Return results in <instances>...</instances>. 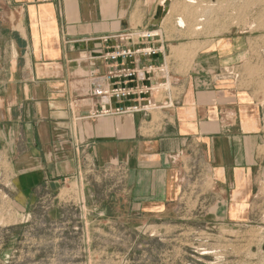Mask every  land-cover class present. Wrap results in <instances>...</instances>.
Masks as SVG:
<instances>
[{"label":"crops","instance_id":"obj_1","mask_svg":"<svg viewBox=\"0 0 264 264\" xmlns=\"http://www.w3.org/2000/svg\"><path fill=\"white\" fill-rule=\"evenodd\" d=\"M140 2L0 0L1 172L23 194L92 175L125 181L122 194L141 214L191 196L215 220L257 218L264 214V87L250 76L261 64L250 48L218 47L177 74L161 35L155 45L163 54L139 66L171 69L175 106L95 116L110 105L92 95L110 67L100 56L121 45L105 39L126 26L155 31L132 28L134 16L153 13Z\"/></svg>","mask_w":264,"mask_h":264},{"label":"rangeland","instance_id":"obj_2","mask_svg":"<svg viewBox=\"0 0 264 264\" xmlns=\"http://www.w3.org/2000/svg\"><path fill=\"white\" fill-rule=\"evenodd\" d=\"M139 7L153 13L134 16L132 28L155 27L177 74L218 47L250 48L261 63L250 76L264 87V0H142ZM234 77L242 79L241 70ZM124 183L78 175L23 194L0 170V264H264V214L215 220L191 196L141 214L122 194Z\"/></svg>","mask_w":264,"mask_h":264},{"label":"built area","instance_id":"obj_3","mask_svg":"<svg viewBox=\"0 0 264 264\" xmlns=\"http://www.w3.org/2000/svg\"><path fill=\"white\" fill-rule=\"evenodd\" d=\"M135 36L138 37L137 41ZM159 37L156 30L128 29L105 39L106 42L110 39L123 46H115L100 56L110 67L102 79L95 80L92 95L103 98L110 105L97 111L95 116L151 113L175 106L176 89L174 83L170 82L168 66L165 63H144L139 66L141 61L163 54L162 48L155 45ZM114 103L116 105L112 106Z\"/></svg>","mask_w":264,"mask_h":264},{"label":"bare ground","instance_id":"obj_4","mask_svg":"<svg viewBox=\"0 0 264 264\" xmlns=\"http://www.w3.org/2000/svg\"><path fill=\"white\" fill-rule=\"evenodd\" d=\"M167 1H169V0H166V2H167ZM191 1H192V0H191ZM162 20H163V19H162ZM181 24H182V25L184 24V23H183V20L181 21Z\"/></svg>","mask_w":264,"mask_h":264},{"label":"water","instance_id":"obj_5","mask_svg":"<svg viewBox=\"0 0 264 264\" xmlns=\"http://www.w3.org/2000/svg\"><path fill=\"white\" fill-rule=\"evenodd\" d=\"M127 29H128V28H127V26H126L124 30L126 31Z\"/></svg>","mask_w":264,"mask_h":264}]
</instances>
